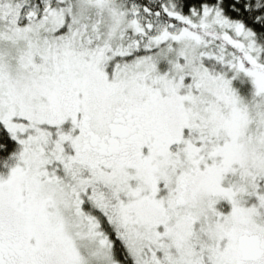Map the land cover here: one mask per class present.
I'll list each match as a JSON object with an SVG mask.
<instances>
[{"label":"snow or ice","instance_id":"1","mask_svg":"<svg viewBox=\"0 0 264 264\" xmlns=\"http://www.w3.org/2000/svg\"><path fill=\"white\" fill-rule=\"evenodd\" d=\"M0 264H264V0H0Z\"/></svg>","mask_w":264,"mask_h":264}]
</instances>
